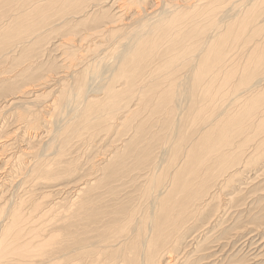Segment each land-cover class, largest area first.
Returning <instances> with one entry per match:
<instances>
[{
	"label": "bare ground",
	"instance_id": "6f19581e",
	"mask_svg": "<svg viewBox=\"0 0 264 264\" xmlns=\"http://www.w3.org/2000/svg\"><path fill=\"white\" fill-rule=\"evenodd\" d=\"M0 103V132L19 124L0 145L38 143L11 154L32 186L71 174L101 125L133 130V159L92 165L56 218L0 207L3 264H181L195 223H227L252 184L264 221V0H0Z\"/></svg>",
	"mask_w": 264,
	"mask_h": 264
},
{
	"label": "rangeland",
	"instance_id": "374dc122",
	"mask_svg": "<svg viewBox=\"0 0 264 264\" xmlns=\"http://www.w3.org/2000/svg\"><path fill=\"white\" fill-rule=\"evenodd\" d=\"M48 61L50 62V60ZM3 122L5 125L0 132V144H6L7 146L8 144H11L12 141L15 142V133H11L18 127L19 124L14 123L10 119H7ZM122 123L123 121L120 122V124ZM106 128L107 127H105V125H101V127H99L98 129L104 130V132L91 139L89 142L88 140H84L82 142L84 144L76 147L74 150V159L72 158L70 160V157L72 155V153L70 152L71 155L68 156L69 160L66 161L70 163V167H67L69 169H72L71 174H69L68 176H62V178H60L59 180L51 182H47L44 180L42 181V179H40L36 186H32L31 182L26 181L27 173H24V171L21 170V168H23V165L21 163H24L25 160L27 161L28 158L12 159L11 156V154L13 153L16 154V152H20L22 150V146L24 147V145H26L27 143H14L12 149L10 150H6L3 146L0 145V207L4 206V208H21L24 211L25 215L34 214V212L36 211L40 214L42 211H44L42 213L43 216L48 214L49 218V214H52L54 218H56V208L58 209L59 207H63L64 205L66 206L71 201L73 197V190L76 186H78V184H74L76 178H80L91 172L93 170L91 168L92 165H97L96 167L99 168L102 166L101 164L106 161V159L110 158H114L115 160H117L131 157V159H133V154H131L132 146L128 144L132 140L131 133L133 130L131 131L130 128H125L123 126L117 129L119 131L116 134L115 132H110L108 136H105L104 133ZM9 133L11 135H9ZM36 140L39 141V139ZM36 144L38 143L35 141L32 144L33 146H30L28 144L27 145L30 147H34L36 146ZM69 149L71 150L72 147H70ZM155 149L156 147H153L150 151L154 152ZM110 155L112 156L109 157ZM8 158L11 159L7 163ZM138 159L139 160L130 163L128 167H131L135 164L134 167H136L137 169L142 168L141 166H139L140 158ZM251 175L252 173L248 174V176L242 175L241 177H239L237 185H233L231 189H228L229 191H227V193L234 192L235 189L239 187V184L244 183L246 181V178L250 177ZM11 178L14 180H12L14 183L16 182L15 184L12 181H9L11 180ZM255 186L258 185L252 184L251 187L249 186V188L246 187V189H244L247 192H244L240 195L237 194L236 203H238V205H241L245 201L246 204L240 209V211H236L234 215L229 217L230 220L228 219L227 223L218 226L219 223H217V221H219V218H217V215L213 216L215 213V209H212L209 212L210 220L202 219L201 221L195 223V225L191 229V232L187 234L195 233L200 228L195 234V236L198 234V238H195L194 240H192V238L187 239L189 245L186 246V248H184L183 250L181 249L182 251L177 250V253L179 254L177 255L176 253L175 255H177L179 263L182 264V262L184 263L188 259L190 261L188 264H264V221H261V219L259 221L254 220L255 217L252 216L254 214L253 208L258 206L257 204H255V202L258 200V197L254 195V197H251V199V194H247ZM26 188L28 189L25 190ZM126 192L122 190L121 187L116 190H112L110 196L115 198L118 197V199H120L122 197V194L124 195V193ZM255 198L256 201L254 200ZM22 202H24V205H22ZM111 205L112 202H105L100 205L94 211L95 218L106 214L107 211H111ZM1 217L2 221H4L5 214H3ZM54 218L52 220H54ZM107 222L108 221L102 223V225H114L107 224ZM1 223L2 222H0V226ZM258 226H261V228L263 229H260ZM48 230L51 232L50 226L48 227ZM52 230H54L53 232H56L57 227L53 228ZM209 230L211 232L207 235H209L210 238L204 240V235L205 233L209 232ZM215 240L220 242V244L214 243L213 241ZM184 242L186 243L187 241H182L181 248L185 247ZM213 245L218 246L212 249ZM186 255H190L191 257L185 259L184 256L186 257ZM4 261L5 259H0V264H3ZM157 264H159L158 260Z\"/></svg>",
	"mask_w": 264,
	"mask_h": 264
}]
</instances>
